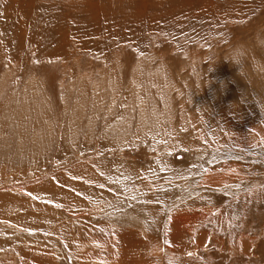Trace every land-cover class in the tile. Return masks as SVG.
Wrapping results in <instances>:
<instances>
[{"label": "rangeland", "instance_id": "rangeland-1", "mask_svg": "<svg viewBox=\"0 0 264 264\" xmlns=\"http://www.w3.org/2000/svg\"><path fill=\"white\" fill-rule=\"evenodd\" d=\"M263 126L264 0H0V195L69 224L0 264H264Z\"/></svg>", "mask_w": 264, "mask_h": 264}, {"label": "bare ground", "instance_id": "bare-ground-1", "mask_svg": "<svg viewBox=\"0 0 264 264\" xmlns=\"http://www.w3.org/2000/svg\"><path fill=\"white\" fill-rule=\"evenodd\" d=\"M234 147H236V145H234ZM130 171H133V170L131 169ZM213 173H215V172H213ZM78 174H80V177H83L84 176L85 178H87V179H89L91 181L94 180L93 177H92V175H91V173H84V172H82L81 169L78 170ZM114 175L118 176L119 174L118 173H116V174H112V173L109 174V176H114ZM123 175H124V179L127 180L128 179L127 174L124 173ZM78 177H79V175H78ZM213 178H215V177H213ZM259 181H261V183H264V176L259 177ZM67 185H68V187L74 188V185H72V184H67ZM248 186H250V184ZM51 187H52V182L51 181H48V184L47 185H44V186L41 185L39 188L36 189L37 195L38 196L43 195L42 193H45V191H47L48 188H49V191H50L51 190ZM47 195L48 194H45L42 197L47 196ZM49 196H51V195L49 194ZM68 197L70 199L72 198L71 195L70 196L68 195ZM48 204L51 205V206H54L53 203H51V202L48 203ZM24 205H25V207L23 205H18L17 206L15 204L13 198H11V196H3V195L1 196L0 195V222L2 221L1 224L4 225V223H8V224L13 225L15 227H18V226L25 227L26 226V227H29L31 229H36L37 228L36 229V232L37 233H40V234H44V233L47 232V230L45 228H48L49 230H52L57 235H60V233H63V232H66V231H67L66 234H69L68 233V230H67V229H69L68 228L69 227V224L68 223H65V222H62L61 223V219L59 218V216L56 215V213L53 210H52V212H49L45 208H43V209L42 208H35V211H30L29 212V211H26L27 205L26 204H24ZM13 211H15L14 214H13ZM44 219H46V223L42 222L41 224H43V225H41L40 223H38L39 220H44ZM47 234H48V232H47ZM53 235H55V234H53ZM136 237H133V238H136ZM7 241H10V240H7ZM6 244H7V242H4V243L3 242H0V245L2 247L5 246ZM7 246H9V244ZM22 258L20 259L22 264H28V261H32V260H34L36 264L37 263L39 264L41 262V260L43 259V258H40V257H36V258L33 257L32 259H30V258L29 259H24V257H22Z\"/></svg>", "mask_w": 264, "mask_h": 264}, {"label": "crops", "instance_id": "crops-1", "mask_svg": "<svg viewBox=\"0 0 264 264\" xmlns=\"http://www.w3.org/2000/svg\"><path fill=\"white\" fill-rule=\"evenodd\" d=\"M124 170H125V169H124ZM132 170H133V169H132ZM111 173H112V172L108 173V175L111 174ZM119 173H120V175H121V178L123 179V178H124V175H123V174H124L125 172H119ZM115 177H117V176H115ZM119 177H120V176H119ZM119 177H118V178H119Z\"/></svg>", "mask_w": 264, "mask_h": 264}]
</instances>
